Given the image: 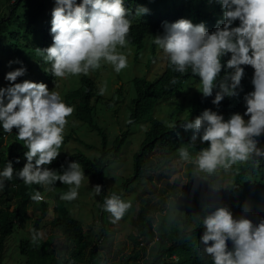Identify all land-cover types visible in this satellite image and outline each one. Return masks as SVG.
Masks as SVG:
<instances>
[{"label":"clouds","instance_id":"9594fccd","mask_svg":"<svg viewBox=\"0 0 264 264\" xmlns=\"http://www.w3.org/2000/svg\"><path fill=\"white\" fill-rule=\"evenodd\" d=\"M216 3L221 6L222 16L214 31H209L204 22L194 24L181 18L164 22L163 34L153 40L167 54L174 71L187 73L190 69L200 78L203 97H211L215 92L212 104L217 107L226 96L238 94L245 76L244 66L254 69L251 79L254 90L244 96L247 122L239 113L225 120L217 111L205 109L185 125V130H194L192 141L201 138L210 142L197 160L199 168L209 172L218 165L229 168L253 152L264 155L252 139L264 134V0H216ZM148 12L147 7L140 5L135 16ZM132 15L125 0H55L50 29L53 42L36 49L37 53L50 64L54 78L88 74L98 69L102 60L119 73L128 65L127 56L118 46L126 44ZM237 21L238 26H234ZM12 63L21 66L7 72L4 79L9 84L0 87V128L6 133L17 130V139L27 149L23 153L26 163L16 171L13 162L7 160L0 169V191L15 173L26 185L51 187L57 181L69 185L60 199L73 201L85 178L81 164L69 161L60 166L59 172L48 165L60 155L67 117L74 112V106L43 82L29 79L16 82L26 75L27 68L19 60L9 62ZM222 69L223 79L217 82ZM104 91L101 88L100 94ZM180 156L188 159L189 153L181 149ZM19 162L18 157L16 163ZM95 191L99 194L102 187L97 185ZM30 195L33 201L43 199L39 190ZM130 207V202L115 193L103 201V210L111 213L114 221L120 220ZM203 226L201 243L212 256L213 264H264V221L254 226L244 217L234 219L228 208L219 207L204 217ZM42 236V232L33 229L31 240L37 243ZM229 240L232 250L227 248Z\"/></svg>","mask_w":264,"mask_h":264},{"label":"rangeland","instance_id":"374dc122","mask_svg":"<svg viewBox=\"0 0 264 264\" xmlns=\"http://www.w3.org/2000/svg\"><path fill=\"white\" fill-rule=\"evenodd\" d=\"M44 1L47 8L38 22L39 28L42 27L43 20L52 19L51 12L55 4V0ZM182 3L190 5L193 10H214L215 14L221 9L216 0H140V5L149 9L147 14L155 18L160 16V12L174 9ZM9 12V2L0 0V19L8 16ZM23 19L24 12L20 11L13 25V29L20 33L13 42L8 34L0 35V87L9 84L4 79L6 73L21 66L20 63L10 65L9 62L19 60L27 68V73L16 82L25 79L43 82L48 85L49 90L60 92L66 103V97L74 93L73 101L67 103L74 106V112L67 117L59 157L82 152L94 160L100 156L102 137L96 129L78 120L75 114L83 96L82 79L88 77L94 81L97 90V94L92 97V117L108 139L109 165L102 181L85 173L78 197L73 201L62 200L72 215L83 224L88 243L83 256L71 258L74 245L66 242L63 235L51 226L56 201L52 188L42 186L41 195L50 206L46 219L41 223L42 241L47 251L54 254L58 264H89L90 251L95 247L97 255L94 264H151L160 248L157 227L162 226L163 235L173 234V231L183 228L184 221L188 218L191 228L195 227L207 208V201L217 205L226 187L235 183V171L241 163L236 161L229 168L218 165L211 172L200 169L198 157L203 150L209 148L210 142L202 141L201 138L192 141L194 130H184L177 139H173L172 148L157 147L148 154L145 157L144 172L136 181L124 187L134 174V155L140 150L151 121L158 119L167 126H173L176 120L185 119L191 110L195 94L200 92V81L188 80L173 97L159 100L151 114L140 122L129 125L132 101L135 98L134 78L146 77L154 81L165 69L167 54L153 42L154 37L163 32H149L138 52L135 46H118V50L128 60L127 67L119 73L115 72L111 64L102 60L101 66L90 70L88 74L54 78L50 72V64L44 62L34 47L40 40L39 33L28 41L23 38ZM101 88L105 89L103 95L100 94ZM126 132V139L117 156L114 152L116 139ZM181 149L187 150L188 159L181 158ZM249 184L248 181L244 189L237 190V194L246 193ZM97 185L102 187L99 194L95 191ZM114 193L131 204L118 221H114L111 213L103 210L104 198ZM44 201H35L28 208L24 225L17 227L7 241L3 264H26L27 258L20 253V242L31 237L33 224L40 214V203ZM5 206L0 202V209ZM229 208L231 212L239 213H244L247 209L237 204ZM173 260L176 261L177 258L173 257Z\"/></svg>","mask_w":264,"mask_h":264},{"label":"trees","instance_id":"16d2710c","mask_svg":"<svg viewBox=\"0 0 264 264\" xmlns=\"http://www.w3.org/2000/svg\"><path fill=\"white\" fill-rule=\"evenodd\" d=\"M8 16L0 19V35L8 34L13 42L18 38L19 30H14L13 25L16 18L19 17V12H24L23 19V38L26 41L39 33L40 40L34 45L37 49H43L52 44V35L50 33L51 20L45 19L42 21V27L39 28L38 22L41 21L47 4L44 0H16L11 3ZM80 2V0H78ZM140 6V0H125V7L130 9L133 15L130 17L132 23L129 33L126 37V44L135 46L137 52L140 51L142 43L149 32H163L164 22H175L178 19H190L194 24L204 22L209 31H214L217 27V21L222 16V10L215 14L208 10H193L190 5L186 6L182 3L174 9L160 12V16L155 18L150 14L146 16H135V10ZM238 26V21L234 24ZM227 57H225V60ZM245 67V76L242 79L241 87L237 90V95L225 97L219 107L212 104L215 92L211 97H203L201 92L195 94L192 100V106L189 114L185 119L176 120L173 126H167L158 119L151 121V126L145 134V139L140 150L134 155V174L130 177L124 187H128L136 181L144 172L145 157L152 153L157 147L172 148L173 139H177L182 131L185 130V125L189 121L201 115L205 109H212L222 114L227 120L234 113L241 114L245 121L249 116L244 115L246 104L244 96L254 90L251 84L254 69L251 66ZM224 76V70L218 75L217 82L221 81ZM190 79L200 81L198 76L191 73H179L174 71L170 65L168 57L166 65L161 76L150 81L146 77L134 78L135 98L132 101L133 109L129 116V125H134L140 122L145 116L151 114L156 103L161 99L173 97L180 88ZM83 96L80 104L77 105L75 114L78 120L87 123L92 128L96 129L102 137V149L100 156L97 159H90L82 152H77L63 157H57L48 167L60 171V166L67 164L69 161H78L82 169L88 175L102 181L104 173L109 165L107 148L108 139L105 132L95 124L92 113L94 105L92 97L97 94L96 86L93 80L88 77H83ZM175 81V82H173ZM74 93L66 97L67 103L73 101ZM17 130L14 128L12 133H6L0 128V169H2L7 160L13 162V167L19 171L26 163V158L23 153L27 151L23 147V141H19L16 137ZM127 132L116 139L114 152L118 156L126 139ZM256 142V146L261 152H264V134L258 137H252ZM19 157L20 162L16 163ZM235 183L227 186L220 202L214 205L209 200L207 208L199 217L195 227L191 228L189 218L184 221L183 228L173 231V234L163 235L162 226L157 227V241L160 242L158 252L153 256L151 264H213V258L204 250V245L201 243V237L204 232L203 219L211 211L219 207H226L230 210L231 205H242L246 207L244 213L231 212L234 219L244 217L252 222L254 226L264 221V155H257L255 152L250 153L246 160H242L238 170L235 171ZM247 180V181H246ZM249 181V190L246 193L237 194V190H242L247 186ZM55 205L53 207L54 217L50 224L57 229L64 237L65 241L74 245L71 258H79L83 256L88 248L86 235L83 224L76 219L70 210L66 207L60 196L67 192L69 185H64L57 181L54 186H51ZM36 190L43 191L41 185H26L24 182L13 176V179L6 181L5 188L0 191V202L5 204V208L0 209V264H3V255L7 246L8 239L15 233L17 227H22L25 223L27 211L30 205L35 202L31 199L30 194H34ZM50 206L48 202L40 203V214L33 224V229L41 232V223L46 219ZM102 218V217H101ZM212 243V242H209ZM228 250H232L231 241H227ZM20 253L27 258L26 264H58L54 254L47 251L42 239L37 243H33L31 237L20 242ZM97 248H93L89 254V264L95 263ZM173 257L177 260L174 261ZM171 261V262H169Z\"/></svg>","mask_w":264,"mask_h":264},{"label":"built area","instance_id":"2783aa9c","mask_svg":"<svg viewBox=\"0 0 264 264\" xmlns=\"http://www.w3.org/2000/svg\"><path fill=\"white\" fill-rule=\"evenodd\" d=\"M16 0H11V3L15 2ZM41 201H44V198L41 200Z\"/></svg>","mask_w":264,"mask_h":264}]
</instances>
